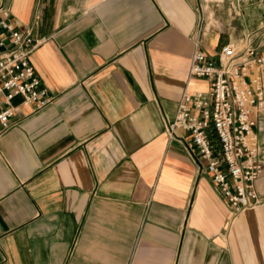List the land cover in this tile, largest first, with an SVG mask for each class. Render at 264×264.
Segmentation results:
<instances>
[{
  "label": "crops",
  "instance_id": "0c3cea01",
  "mask_svg": "<svg viewBox=\"0 0 264 264\" xmlns=\"http://www.w3.org/2000/svg\"><path fill=\"white\" fill-rule=\"evenodd\" d=\"M0 19L37 40L51 97L0 135V264H264V119L262 203L235 215L164 127L182 90L207 87L194 39L213 55L264 33V0H0Z\"/></svg>",
  "mask_w": 264,
  "mask_h": 264
},
{
  "label": "built area",
  "instance_id": "2783aa9c",
  "mask_svg": "<svg viewBox=\"0 0 264 264\" xmlns=\"http://www.w3.org/2000/svg\"><path fill=\"white\" fill-rule=\"evenodd\" d=\"M202 18H198L196 31ZM264 33L251 30L227 38L213 55L194 39L188 73L207 81L203 91L182 90L165 132L188 138L186 148L205 161L204 171L225 198L233 215L262 199L255 181L261 171V147L255 127L264 119ZM37 44L28 32L0 19V135L22 106L36 110L51 101L29 62ZM19 97L15 105L11 101ZM179 138V137H178Z\"/></svg>",
  "mask_w": 264,
  "mask_h": 264
},
{
  "label": "rangeland",
  "instance_id": "374dc122",
  "mask_svg": "<svg viewBox=\"0 0 264 264\" xmlns=\"http://www.w3.org/2000/svg\"><path fill=\"white\" fill-rule=\"evenodd\" d=\"M253 29H255V28H253ZM255 30H257V29H255ZM231 36H233V35H231ZM239 36V35H238ZM232 38H235V37H232Z\"/></svg>",
  "mask_w": 264,
  "mask_h": 264
}]
</instances>
